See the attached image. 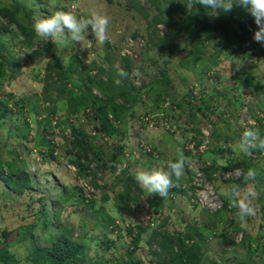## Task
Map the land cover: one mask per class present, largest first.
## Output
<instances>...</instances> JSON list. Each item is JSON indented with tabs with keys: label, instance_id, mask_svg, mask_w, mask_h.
Listing matches in <instances>:
<instances>
[{
	"label": "rangeland",
	"instance_id": "rangeland-1",
	"mask_svg": "<svg viewBox=\"0 0 264 264\" xmlns=\"http://www.w3.org/2000/svg\"><path fill=\"white\" fill-rule=\"evenodd\" d=\"M9 1L0 0V3L7 6ZM18 1L32 10L33 16H50L63 10L73 11L78 18H88L91 10L97 9L111 17V24L109 40L104 44L95 41L89 27L85 35L91 44L86 40L60 49L52 41L37 36L32 49L16 42L12 44L11 54L6 52L10 55L11 68L0 83V98L10 101L12 112L0 128V158L4 162H15L20 170L26 169L36 183V189L16 197H5L0 189V247L9 245L20 264H29L25 260L28 251L23 244L16 242V232L21 225L33 223L32 215L41 207L44 197L48 201L47 208L52 213L54 209L60 210L61 220L74 228L75 238L84 240L89 258L95 260H106L109 264H155L154 251H158V246L151 237L164 224V231L171 233H183L188 228L201 231L207 245V264H264V183H260L259 191L256 187L258 175L264 178V156L253 153L254 149L244 152L239 146L235 152L230 148L231 144L229 146L228 141L220 137L214 142H223L221 147L226 146V149L215 147V150L209 148L196 154L199 160L188 167L192 174L184 175L178 193L174 192V187L163 199L141 188L136 181L138 188L134 189L129 206L121 210L116 202L117 194L124 190L123 180H120L123 169H128L129 174L124 178L127 180L135 177L138 169L167 166L168 160L159 157L160 153L153 149V144L150 145L155 133L160 132L164 137L177 135L179 139L189 141L185 145L188 147L191 141L201 139V129L210 118L216 120L215 125L220 123L219 116L227 119L229 128L226 131L235 135L238 143L241 131L245 130L243 123L249 119L264 126V46L255 42L253 36L249 49L244 44H237V50L232 52L237 40H230L222 46L210 44L207 55L197 61L190 56V47L177 55L167 56L156 45L157 35L164 36L168 28L164 25L151 28L147 20L128 8V4L135 0ZM137 1L147 6V0ZM73 4L75 8L71 7ZM20 15L27 24L24 13ZM254 49L257 54L250 57ZM74 53L85 66L96 63L113 75L121 70L122 58H127L131 64L132 83L139 97L124 114L122 122L109 116L120 129L115 137L96 130L100 127L99 118L90 108L72 115L68 103L59 101L56 111L51 113L52 105L44 100L42 81L47 65L54 62L67 65ZM162 74L167 76V86L158 83ZM106 78L103 76L104 80ZM245 80L261 81V86L254 89L253 94L249 87L243 89L239 86L238 83L244 84ZM237 97H243V107ZM206 102H211L210 107L218 106L212 116L204 115ZM117 103L121 104V101ZM147 115H155L156 126L151 129L145 120ZM165 118H171V121L166 123ZM258 125L255 126L257 129ZM10 126L12 131H9ZM173 126L182 131L172 133ZM155 127L159 129L155 130ZM17 128L20 135L26 134V139L18 136ZM73 129L84 133L94 147V152L89 155L88 178H80L73 165L76 156ZM259 131L263 136L262 126ZM215 132L216 126L213 137ZM142 141L152 147V153L143 151ZM210 152L224 160L207 165ZM114 155L118 156L115 167L112 166ZM205 155L207 160H204ZM232 155L238 157L233 159H240L238 164L250 162L257 167L254 169L256 179L249 182L256 193L257 213L248 217L246 223L239 220L238 209L233 206L235 202L225 195L227 185L242 183V179H236L235 175L226 174L236 173L237 169L245 173L243 166L235 168L234 160H229ZM118 165L127 166L118 172ZM197 171L203 172L215 185L217 194L226 203L225 210L212 214L191 202V182ZM185 184L188 188H182ZM75 185L82 190L84 198L78 194V197L64 200L63 197L75 192ZM66 187L68 191L63 193ZM59 196L63 200L58 205L56 198ZM43 219L39 216L35 221L38 232L43 230ZM49 220V224L55 221ZM4 230L11 233L7 240L2 236ZM245 239L250 240L251 249L242 244Z\"/></svg>",
	"mask_w": 264,
	"mask_h": 264
},
{
	"label": "trees",
	"instance_id": "trees-1",
	"mask_svg": "<svg viewBox=\"0 0 264 264\" xmlns=\"http://www.w3.org/2000/svg\"><path fill=\"white\" fill-rule=\"evenodd\" d=\"M188 3L189 0H147V6H143L135 0L128 4V8L147 20L151 28H156L159 25L168 28L164 36L157 35L156 46L163 55H177L190 47L189 54L197 61L200 57L207 55L212 43L222 46L230 40H237V43L233 45L232 52L237 50V44H244L248 49L251 47L250 40L258 28L254 18L244 8L237 6L231 12H220L218 17L213 18L208 15L210 10L205 9L202 5L195 4L189 9ZM20 13H24L28 19L27 24L20 19ZM33 17V11L27 9L18 0H10L7 6L0 3V83L2 78L6 77L8 69L11 68L10 55H7L6 52L11 54L12 44L19 42L30 49L33 48L34 40L37 38L33 30ZM256 54L257 51L254 49L249 56L253 57ZM121 69L128 73L127 78L119 77L118 72L113 75L96 63L85 66L77 53L70 56L67 65L61 62L49 63L45 79L42 81L44 100L52 105L51 113L56 111L59 101L68 103V109L72 115L79 113L83 108H90L96 112L99 118L100 127L96 130L115 137L120 129L112 123L109 116H112L115 121L122 122L124 114L139 97V92L132 83L131 64L127 58H122ZM96 70L98 72L95 75L92 74ZM162 75L163 77L157 79L158 83L167 86V76ZM103 76L107 78L104 80ZM115 79L121 80L119 86L115 84ZM8 80L11 81L12 77L9 76ZM118 100L121 101V104L117 103ZM11 112L10 101L7 98H0V128L8 121ZM261 126L264 129V126L260 124ZM17 129L18 136L26 139V134L20 135L21 132H19V128ZM9 131H12V126ZM72 135L74 138L73 149L76 154L73 165L77 168L80 178H88L91 164L89 155L94 152V147L86 139L84 133L73 129ZM253 153L264 156V151L258 149H254ZM117 157L114 155L113 167L117 165ZM241 166L244 167L245 173L252 169L250 162L237 164L235 168ZM127 175L128 171L123 169L120 180H123L124 190L116 196V202L121 210H125L129 206L134 189L138 188L133 178L124 179ZM1 188L5 197H16L35 190L36 183L26 169L20 170L15 162H4L0 158ZM73 188L75 192L72 196L63 197L64 200L78 197V194L81 199L84 198L82 190L77 185ZM67 191V187L63 189V193ZM59 194L61 196V193ZM60 196L56 198L58 205L63 200ZM45 199L43 197V204L32 215L33 223L22 225L16 232V242L24 243L28 247L29 254L25 259L26 263L109 264L106 260L89 258V250L84 240L75 238L74 228L68 227L61 220L60 210L54 209V213H52L47 208L48 201ZM39 216L44 218L41 232H38V224L35 223ZM49 219H55V221L49 224ZM10 235L11 233L5 230L4 240H7ZM132 235L135 236L134 233ZM151 238L158 246V251H154L157 258L155 264H207V245L201 231L188 228L183 233H171L164 231L163 224L161 229L153 232ZM242 244L248 249L252 247L250 240L247 239ZM134 253L131 252V254ZM0 264H20L19 258L9 245L0 247Z\"/></svg>",
	"mask_w": 264,
	"mask_h": 264
},
{
	"label": "clouds",
	"instance_id": "clouds-1",
	"mask_svg": "<svg viewBox=\"0 0 264 264\" xmlns=\"http://www.w3.org/2000/svg\"><path fill=\"white\" fill-rule=\"evenodd\" d=\"M195 4L210 10L208 15L213 18L218 17L220 12H231L237 6L244 8L254 18L258 28L254 32V41L264 46V0H189L187 7L191 9ZM71 7L75 8L76 5L73 4ZM33 19V30L36 36L52 41L60 49H67L72 43L82 44L86 40L91 44L88 36L85 35L89 27L98 44H104L109 40L111 17L97 9L91 10L88 18H78L73 11L60 10L50 16L37 14ZM118 76L127 78L128 73L121 69ZM114 82L119 86L121 80L115 79ZM239 146L244 152L252 149L264 151V137L261 136L259 129L248 127L239 138ZM190 163V159L178 150V158L175 162L169 161L166 167H154L150 170L138 169L135 173V180L141 188L165 199L170 189L179 187L178 182L184 175L185 165ZM126 166L118 165V172ZM226 175H235L236 179H242V183L227 185L225 195L230 201L235 202L233 206L238 209L237 217L246 223L248 217H254L257 213L254 203L256 193L249 184L250 181L256 179V172L254 169H249L244 173L237 169L236 173Z\"/></svg>",
	"mask_w": 264,
	"mask_h": 264
},
{
	"label": "crops",
	"instance_id": "crops-1",
	"mask_svg": "<svg viewBox=\"0 0 264 264\" xmlns=\"http://www.w3.org/2000/svg\"><path fill=\"white\" fill-rule=\"evenodd\" d=\"M239 84V86H241L243 89H245V88H247V87H249V91L251 92V93H253L254 94V89H256V88H259L260 86H261V81L260 82H254V81H248V80H245V83L243 84V82H239L238 83ZM252 88V89H251ZM261 92V91H260ZM257 94H258V91H257ZM242 99H243V97H242ZM242 99H240V98H238L237 97V101H239V104H241V102H242ZM214 100H216V98H214ZM212 102V101H211ZM211 102L210 103H208L207 104V102H206V109H205V111H204V115L205 114H209V115H211L212 116V114H213V112H214V109H217V107L218 106H213V105H211L212 107H210V104H211ZM244 102V101H243ZM213 103H215V102H213ZM237 104H238V102H236ZM257 103H259V102H257ZM256 103V104H257ZM219 104H222V103H219ZM244 104V103H243ZM260 104V103H259ZM241 107H243L242 106V104H241ZM221 109V108H220ZM208 111V112H207ZM224 116H229V115H224ZM207 118V117H206ZM202 120H204V119H202ZM210 120H211V118H210ZM214 120V119H213ZM219 120H220V123L218 124V125H215V123H216V120H214V127L216 126V132L214 133V139H213V143H214V145L211 147V149L212 150H215L214 148L215 147H217V148H222L221 147V143H223V142H221L220 140V142H217L218 141V138L220 139V137H224V140H226V141H228L226 144H228V143H230L231 144V146H230V148H232V150H235V152H236V149H238L239 148V143L237 142V140L235 139V135H233V134H230L229 132H227L226 130H227V128H229L228 126V124H226L228 121H227V119H225L223 116L222 117H220L219 116ZM201 122V119H199V121H198V123H200ZM210 122V121H209ZM220 124H221V126H220ZM200 125L202 126V124L200 123ZM259 127H258V129L260 128V123H259V125H258ZM244 128V127H243ZM256 127H254L253 129H255ZM257 129V128H256ZM243 130V129H242ZM243 133V131H241V133L240 134H242ZM152 135V134H151ZM150 135V136H151ZM154 137H152V139H151V141H149L150 142V145L151 144H153V149L154 150H156L157 152H159L160 153V155H159V157L161 156L162 157V159L164 160H168V162L169 161H172V162H175V160L178 158V150L179 151H182L183 153H184V155L186 156V157H188L189 159H190V161H191V163L190 164H186L185 165V170H184V172H185V174L184 175H189V176H191V171L189 170V166H192V165H194L196 162H198V157L197 156H195L194 154H192V152L187 148V146H185L186 145V143L187 142H189V141H184V140H182V138L181 139H179V137L176 135V136H171V137H164L160 132L159 133H155L154 135H153ZM200 136V135H199ZM215 139H217V141L216 142H214L215 141ZM182 140V141H181ZM152 146V145H151ZM155 146V147H154ZM208 156V158H209V160H207V157ZM205 155L204 156V160H207V162H209V163H207V165H209V166H211V164L213 163V162H215V160H217L218 162H220V160L221 159H223V157L222 156H215L213 153H208V155ZM233 156V157H232ZM230 158H229V160L230 161H232V160H234V163H235V165H237L238 164V161L240 160V159H233L234 157H235V155H232ZM263 156V155H262ZM235 158H238V157H235ZM224 160V159H223ZM164 163V162H163ZM204 163V165H205V167H207V165H206V162L204 161L203 162ZM165 164H167V163H165ZM252 169H257V167H254V165H252ZM127 171H128V169H126ZM145 170H148V169H145ZM194 169L192 168V171H193ZM187 171V172H186ZM263 172V171H262ZM128 174H129V172H128ZM184 175H183V177L179 180V182H178V184H179V187H176L175 188V193H178L180 190H181V186H182V180H183V178H184ZM133 179L135 180V177H133ZM174 179V182H175V178H173ZM185 180V179H184ZM190 181H191V179H189ZM259 180V181H258ZM258 180H256V183L258 184V185H256V187L258 188V191H259V185H260V183H264V178L262 177V176H260V175H258ZM136 181V180H135ZM251 182H253V181H251ZM259 182V183H258ZM190 184V182L188 181V185ZM188 185L187 184H185L182 188H188ZM190 186V185H189ZM262 196H263V192H262V194L260 195V198H262ZM191 197V196H190ZM22 226V225H21ZM20 226V227H21ZM5 231V230H4ZM4 231H3V233H4ZM2 236H3V234H2ZM18 244H23L24 246H25V248L27 249V251H28V247L26 246V244H24V243H18ZM28 254H29V252H28ZM17 256V255H16ZM18 257V256H17ZM20 260V259H19Z\"/></svg>",
	"mask_w": 264,
	"mask_h": 264
},
{
	"label": "built area",
	"instance_id": "built-area-1",
	"mask_svg": "<svg viewBox=\"0 0 264 264\" xmlns=\"http://www.w3.org/2000/svg\"><path fill=\"white\" fill-rule=\"evenodd\" d=\"M161 116L164 117L163 115ZM145 120L149 122V125L151 126L150 129L156 126L155 115H147ZM170 121L171 118H165L166 123ZM243 125H244L243 126L244 129L248 127L254 128L255 126L258 125V123L255 121V119H249L246 123H243ZM154 129L158 130L159 128L155 127ZM170 130L172 133L182 131V129H180V127L178 126H173L171 127ZM213 132H214V120L211 119L210 122L207 125H204L203 128L201 129V139L198 141H191V143L188 145L187 148L194 155L198 153H204L214 144ZM228 145L230 146V143H228ZM141 146L144 152L146 153L153 152L152 147L144 143V141L141 142ZM225 147L222 146L223 149H226ZM191 186H192L191 202L197 207L212 214H216L226 209L225 203L222 201V199L219 197V195L216 192L215 185L206 177V175L203 172L201 171L196 172L195 176L192 179Z\"/></svg>",
	"mask_w": 264,
	"mask_h": 264
}]
</instances>
